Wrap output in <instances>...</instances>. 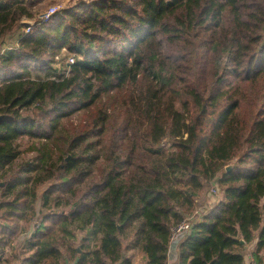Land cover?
Returning a JSON list of instances; mask_svg holds the SVG:
<instances>
[{
  "label": "trees",
  "instance_id": "obj_1",
  "mask_svg": "<svg viewBox=\"0 0 264 264\" xmlns=\"http://www.w3.org/2000/svg\"><path fill=\"white\" fill-rule=\"evenodd\" d=\"M34 17L0 0V41ZM35 22L0 54V264H169L189 219L179 264H246L251 244L264 264V0H93Z\"/></svg>",
  "mask_w": 264,
  "mask_h": 264
},
{
  "label": "rangeland",
  "instance_id": "obj_2",
  "mask_svg": "<svg viewBox=\"0 0 264 264\" xmlns=\"http://www.w3.org/2000/svg\"><path fill=\"white\" fill-rule=\"evenodd\" d=\"M30 3L32 6V9L35 13L34 19H24L23 21L29 22L30 25L33 27V25L36 24V20L40 19L41 21H46V16L48 15L47 19H51L56 14L61 13L64 10L71 9L77 5H80L81 3H90L93 0H26ZM28 27L21 26L16 31H14L11 34L6 35L1 41H0V54L9 48L16 47L17 40L21 33L28 32ZM72 56L67 54L64 50H61L59 54L55 57V63L53 66L61 68L62 62H67ZM229 165L233 166L234 162L230 163ZM3 182H0V186H2ZM215 187L213 185H207V187L204 189L203 194L199 198V205L200 206H211L219 199L220 194L218 191H215ZM35 226V225H34ZM34 226H30L29 228H26L27 230H20V232L16 233L14 237L12 238L11 247H8L6 252H11V248L13 247L21 249V246L23 243L29 239L30 234L33 232ZM183 233H176L173 237V241H176V239H182ZM179 241V240H178ZM254 245H248L247 250L244 252L247 254L251 247ZM249 250V251H248ZM172 261V260H171ZM171 264H174L171 262Z\"/></svg>",
  "mask_w": 264,
  "mask_h": 264
},
{
  "label": "built area",
  "instance_id": "obj_3",
  "mask_svg": "<svg viewBox=\"0 0 264 264\" xmlns=\"http://www.w3.org/2000/svg\"><path fill=\"white\" fill-rule=\"evenodd\" d=\"M48 15L46 16V21L48 20ZM69 62L72 63L73 62V59L70 58L69 59ZM198 214V212L196 213V215ZM195 215V216H196ZM191 226V223H190V219L187 220V221H184L183 223H181L178 227L175 228L174 230V233H173V237L176 233H183L184 235L187 233V231L189 230ZM183 235V236H184ZM173 239V238H172ZM249 251V250H248ZM246 264H257L256 261L253 259V257L250 255V252H248L246 254Z\"/></svg>",
  "mask_w": 264,
  "mask_h": 264
},
{
  "label": "crops",
  "instance_id": "obj_4",
  "mask_svg": "<svg viewBox=\"0 0 264 264\" xmlns=\"http://www.w3.org/2000/svg\"><path fill=\"white\" fill-rule=\"evenodd\" d=\"M178 240L177 239L176 241L171 240V243L169 246V258H168L169 264H171V262H173L174 264H179V247L178 246L181 241V238Z\"/></svg>",
  "mask_w": 264,
  "mask_h": 264
},
{
  "label": "water",
  "instance_id": "obj_5",
  "mask_svg": "<svg viewBox=\"0 0 264 264\" xmlns=\"http://www.w3.org/2000/svg\"><path fill=\"white\" fill-rule=\"evenodd\" d=\"M21 26H23V27H29L30 26V23L29 22L22 21L21 22ZM230 168H231V165H228L226 167V170H230Z\"/></svg>",
  "mask_w": 264,
  "mask_h": 264
}]
</instances>
